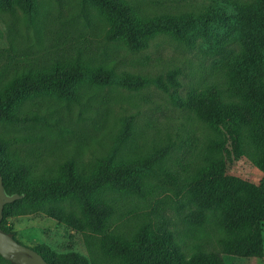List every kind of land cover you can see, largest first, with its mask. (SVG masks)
I'll list each match as a JSON object with an SVG mask.
<instances>
[{"label": "rangeland", "instance_id": "rangeland-1", "mask_svg": "<svg viewBox=\"0 0 264 264\" xmlns=\"http://www.w3.org/2000/svg\"><path fill=\"white\" fill-rule=\"evenodd\" d=\"M129 1L142 16H183L198 15L209 0ZM248 1L255 0L242 3ZM10 2L9 9L0 2V89L35 71L64 66L78 53L116 73L165 78L175 74L182 82L178 91L183 97L216 88L226 91L233 83L226 74V61L241 49L240 23L212 25L207 33H196L190 46L172 33H157L146 48L132 51L122 41L106 37L111 22L89 0H36L39 13L32 20L16 0ZM77 88L79 99L37 93L23 100V107L46 115L51 126L0 122L5 138H31L16 143L14 155L39 172L69 158L83 165L100 159L137 163L141 195L111 188L100 192L116 208L107 232L132 239L143 223L159 213L167 218L185 255L198 246L217 249L222 234L219 211L198 215L193 205L198 167L218 158L226 163L227 174L260 185L264 129L257 119L250 117L242 125L206 124L193 108L176 106L170 94L155 84L129 89L117 83L96 86L84 78ZM129 117L132 134L126 136ZM213 141L218 148L210 147ZM61 204L58 217L35 212L10 218L8 224L28 246L47 244L57 252L85 255L89 264H117L103 246L108 233L80 229L73 217L79 212L78 202L69 199ZM262 246L261 256L225 254L223 262L264 264V223Z\"/></svg>", "mask_w": 264, "mask_h": 264}, {"label": "trees", "instance_id": "trees-1", "mask_svg": "<svg viewBox=\"0 0 264 264\" xmlns=\"http://www.w3.org/2000/svg\"><path fill=\"white\" fill-rule=\"evenodd\" d=\"M0 2L7 9L12 7L10 0ZM16 2L31 20L37 17L36 0ZM89 2L111 22L106 37L122 41L132 51L146 48L157 33H172L190 46L196 33H207L212 25L240 23L241 49L226 61L229 66L226 74L233 83L226 91L216 88L183 97L178 91L182 82L175 74L165 78L162 74L150 77L128 71L116 73L102 62H88L78 53L64 66L35 71L0 89V122L51 126L46 115L23 107V100L37 93L79 99L81 91L77 84L89 78L96 86L117 83L125 88L140 89L155 84L170 94L176 106L193 108L206 124L242 125L251 117L257 119L259 127L264 129V0L244 2L246 7L241 6L244 4L242 0H209L198 15L183 16H142L129 0ZM125 122L124 132L130 136L132 117L125 118ZM30 139H7L0 134V171L5 191L11 196L15 193L24 195L5 204L0 227L6 231L12 232L8 224L10 218L35 212L58 217L61 203L74 199L80 205L79 212L73 216L78 227L94 233H106L116 208L103 199L100 192L111 188L142 194V176L137 163L100 159L91 165H83L69 158L51 170L39 172L13 153L16 143ZM210 147L218 148L217 141L211 142ZM211 162V165L208 162L198 167L192 200L198 215L219 211L222 234L217 238L218 248L198 246L189 256L185 255L174 231L167 226V218L158 213L154 219L143 223L132 239L107 232L103 246L117 258V264H225V254L242 257L262 255L264 175L261 184L257 185L227 174L226 163L218 158H212ZM259 167L264 172V157ZM32 248L43 255L48 264H89V259L76 251L57 252L47 244ZM0 264L13 263L0 254Z\"/></svg>", "mask_w": 264, "mask_h": 264}, {"label": "water", "instance_id": "water-1", "mask_svg": "<svg viewBox=\"0 0 264 264\" xmlns=\"http://www.w3.org/2000/svg\"><path fill=\"white\" fill-rule=\"evenodd\" d=\"M24 195L15 193L9 195L5 191L3 176L0 171V222L3 219L4 206ZM0 254L13 264H48L47 260L37 250L20 242L11 231L0 227Z\"/></svg>", "mask_w": 264, "mask_h": 264}]
</instances>
